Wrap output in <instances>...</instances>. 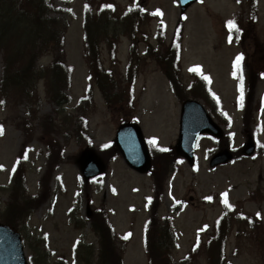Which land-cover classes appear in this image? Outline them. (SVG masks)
I'll list each match as a JSON object with an SVG mask.
<instances>
[{
	"label": "rangeland",
	"instance_id": "obj_1",
	"mask_svg": "<svg viewBox=\"0 0 264 264\" xmlns=\"http://www.w3.org/2000/svg\"><path fill=\"white\" fill-rule=\"evenodd\" d=\"M83 1L66 0L68 5H65L63 0H54L55 7L66 12L52 13V16L70 23L64 47L67 62L74 65L69 91L71 101L62 111H56L57 106L47 99L41 81L36 85L41 98L37 105L24 101L0 105V126L3 129L0 133V165L3 166L0 171V219L6 205L11 202L10 187L18 167V155L23 152L28 188L33 195L40 193L42 177L49 170L46 134L39 123H34L32 128L27 125L29 106L37 110L39 117L54 118L55 137L64 150L63 159L55 164L51 160L54 171L51 170L49 177H52V194L57 188V180L62 182L65 192H60L55 199L53 210L50 211L48 200L31 215L27 226H21L30 264H55L60 256H65V264H89L82 261L87 255L85 246H91L97 238L90 224L77 229L74 220L77 217L84 220L89 211L93 213L97 208L107 213L115 230L117 252L122 251L121 237L129 236L123 251L124 263L149 264L145 249L148 218L153 210H157L159 218L172 216L173 204L182 199L186 200V204L175 215L173 222L177 243L172 246V253L177 264L190 252L199 235L206 238L212 233L225 200L241 207L246 214L259 213L261 218V224L257 222L259 229L253 232L247 228L248 233L242 230L240 236H231L226 251L228 263L264 264V154L241 155L227 164L210 165L211 157L221 149V144L226 143L237 150L242 149L252 135L257 137V123L263 125L258 139L264 143V75L258 76L253 72L254 69L264 68V0H257L252 10L256 19L249 15L248 0H200L185 16L181 75L185 84H189L193 75L198 73L211 77L212 89L233 121L229 128H225L224 142L209 136L202 137L198 142L196 165L191 167L183 160L179 171L171 175L172 169L165 173H158L157 170L153 175L138 173L119 156L108 164L102 174L88 182L80 168L81 154L90 147L99 153L103 145L115 140L122 121L108 110L102 92L97 88L93 93L95 104L90 110L85 102H81L89 71L83 58ZM114 1L132 9L144 6L146 23L139 30L143 61L139 64L141 71L136 84L138 108L135 117L145 137L160 146H175L180 129L181 102L171 91L165 74L153 57L144 58L147 43L143 33L148 34L149 43L154 46L149 52H163L180 18L178 0ZM235 12L242 13L243 32L239 39L234 36L231 40L232 33L227 29L226 21ZM149 15H153L152 18ZM119 29L124 32L127 26L120 24ZM129 47L130 40L122 36L118 47V68L124 74ZM241 54L243 59L237 66L236 58ZM52 59L53 54L49 53L37 63V67L50 64ZM103 59L109 67L111 62L105 44ZM2 67L3 56L0 53V76ZM260 101L262 106L258 109ZM238 102L245 107V111L238 107ZM81 116L88 123L80 133V130L76 131V126ZM156 179L162 182L161 198L157 196L161 192L156 186ZM252 191H256L257 199L251 195ZM89 201L92 204L89 205ZM208 261L203 253L195 263L206 264ZM91 264L96 263L93 260Z\"/></svg>",
	"mask_w": 264,
	"mask_h": 264
},
{
	"label": "trees",
	"instance_id": "obj_2",
	"mask_svg": "<svg viewBox=\"0 0 264 264\" xmlns=\"http://www.w3.org/2000/svg\"><path fill=\"white\" fill-rule=\"evenodd\" d=\"M94 4L95 0H87L85 7L84 57L88 62L91 81L84 101L88 105H93L92 91L94 85H97L103 92L110 111L117 113L123 121H127L130 120L135 109L132 91L135 77L138 74V67L133 64L140 61L136 41L134 40L131 47V60L126 80L122 79V74L119 71L105 69L100 60V45L102 42L108 44L113 64H116L115 46L118 33L114 32L118 30L117 25L120 23L129 26L133 25L134 29H130V36L134 38L142 17L140 12L128 15L127 11L116 9L114 5L111 7L110 12L94 14ZM52 6V0H0V49L4 50L5 58L10 61L9 69L15 66L22 69L10 76V79L17 85L15 91L21 98L24 97L26 91L23 84L24 79L21 76L26 73L28 76L33 75V61L35 58L45 52L62 51L63 49L61 29L63 26L66 28L67 24H64L60 19L50 17L49 13ZM113 22L115 28L113 29L114 32H111ZM182 30L183 26L180 23L176 28L172 45L166 50L164 55L157 54L154 58L157 59L162 70L170 79L176 95L181 100H184L188 93L193 97L208 99L209 93L206 90L204 79H196L188 93H185L182 89L178 62ZM23 57H27L30 60ZM67 69L61 56L56 57L55 62L44 69L48 84L50 80L51 89L49 87V95L55 103L61 106L68 102V97L63 92L64 87L62 86V81L65 80V78H62V74ZM5 79L6 74H4L3 86L8 85ZM206 101L210 103V98ZM216 115L220 118L218 114ZM86 125V119L80 117L76 131L80 130L81 133L86 128ZM46 143L50 151V158L58 162L61 159V151L57 142L49 138ZM100 154L106 161L112 159L118 154L115 143L112 142L104 146ZM153 157L154 172L158 170V173H165L170 169L177 170L179 157L175 154L174 148H154ZM161 185V180L156 179V186H158L162 194ZM27 215L24 207L15 206L4 214L3 220L15 227L17 218L24 219ZM241 218V213H237L235 219L230 218L227 213L221 217L216 233L209 240L206 248L210 264H225L224 249L227 237L233 227L232 221L237 225H241ZM90 221L94 231L101 238L99 263L123 264L121 255L116 250L113 230L104 217V212L96 209ZM170 225L168 218L162 221H158L155 218L150 219L146 231V246L150 264H161L172 260L170 245L173 242V236L170 231ZM183 264H186V261H183Z\"/></svg>",
	"mask_w": 264,
	"mask_h": 264
},
{
	"label": "water",
	"instance_id": "obj_3",
	"mask_svg": "<svg viewBox=\"0 0 264 264\" xmlns=\"http://www.w3.org/2000/svg\"><path fill=\"white\" fill-rule=\"evenodd\" d=\"M180 1L182 12H185L196 0ZM192 116L196 123L205 121L206 127L195 129L196 127L192 126ZM182 118L181 134L176 150L180 155L185 156L191 164H194L195 145L198 137L204 132L221 137L222 132L211 121L204 109L194 102L187 101L184 103ZM117 144L131 167L140 172H147L150 169V156L141 129L137 124L126 123L122 125L117 135ZM253 151V143L250 141L247 145L246 152L252 154ZM232 157V154L228 150H225L223 153L217 154L211 164L215 166L220 163H226ZM81 168L85 178L89 179L103 172L105 166L96 153L93 151H85L81 158ZM22 248L23 246L20 242L19 235L13 232L8 226L0 223V264H26L22 254Z\"/></svg>",
	"mask_w": 264,
	"mask_h": 264
},
{
	"label": "snow or ice",
	"instance_id": "obj_4",
	"mask_svg": "<svg viewBox=\"0 0 264 264\" xmlns=\"http://www.w3.org/2000/svg\"><path fill=\"white\" fill-rule=\"evenodd\" d=\"M107 7H111V5H107ZM228 24H229V27L230 28H235L236 27V25H235V22L234 21H228ZM243 59V55L241 54V55H239V56H237V58H236V63H237V66H239V64H240V61ZM241 79H242V77H241ZM241 90H242V84H241ZM241 99H242V96H241ZM0 103H3V101H0ZM2 126H0V132H2ZM0 167H3L2 165H0ZM226 195V194H225ZM207 199H211V197H207ZM225 203L227 204V200H225ZM229 207H231V205H229ZM260 214L259 213H257V216H259Z\"/></svg>",
	"mask_w": 264,
	"mask_h": 264
}]
</instances>
